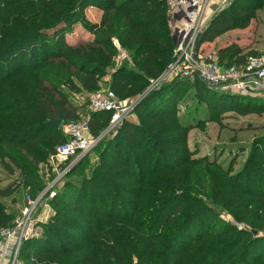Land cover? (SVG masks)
Instances as JSON below:
<instances>
[{
    "label": "trees",
    "instance_id": "obj_1",
    "mask_svg": "<svg viewBox=\"0 0 264 264\" xmlns=\"http://www.w3.org/2000/svg\"><path fill=\"white\" fill-rule=\"evenodd\" d=\"M263 4L233 1L205 30L200 51L208 55L213 51L206 44L249 27ZM91 7L102 13L99 23L86 18ZM167 10L162 0H0V163L11 174L19 171L27 196L36 199L45 188L38 164L68 141L50 121L68 125L87 107L74 101L76 93L99 91L112 69L109 87L120 100L142 96L150 80L173 63L176 45ZM80 23L93 40L75 46L66 35ZM115 40L132 63L116 68ZM214 52L224 66L259 55L242 56L228 40ZM185 82L165 83L146 96L135 107L136 120H126L114 138L103 141L99 164L50 201L54 215L39 238L23 243L20 261L264 264V237L219 219L207 229L205 221L209 214L217 217L210 202L264 232V136L254 140L235 174L236 158L228 167L217 159L194 158L188 138L200 126L183 121L178 111ZM194 86L208 103L217 96L222 109L231 107L243 116L264 113L262 98L221 93L198 79ZM210 108L215 115L221 110ZM110 117L109 112L91 114L94 138ZM11 187L0 186V199L12 194ZM9 223L0 204V230Z\"/></svg>",
    "mask_w": 264,
    "mask_h": 264
},
{
    "label": "rangeland",
    "instance_id": "obj_2",
    "mask_svg": "<svg viewBox=\"0 0 264 264\" xmlns=\"http://www.w3.org/2000/svg\"><path fill=\"white\" fill-rule=\"evenodd\" d=\"M217 1L220 0H211L210 6L212 4H216ZM227 6L228 4L223 6V8ZM221 9L222 8H219L215 12L212 11L205 14L203 20V26L205 30L212 22L214 16L218 14ZM260 10L261 12H258L259 10L256 12V17L251 21L249 27L245 29H236L234 31H231L230 33H227V36L230 35L229 40L239 46L243 51L242 56H248L251 53L264 55V4L262 9ZM85 16L90 22L99 23L102 18V13L94 9H87L85 12ZM167 16H169L168 18L170 21L171 33L173 36H175L173 31V23L168 10ZM204 32L205 31H203V34ZM66 40L72 45L80 46L93 40V35L85 28L83 24L80 23L77 24L73 28V30H69V33L66 35ZM217 40L218 39H216L213 43H210L211 45L206 44L208 51L214 52L217 50V45L221 43V40ZM241 64L243 63L241 62L240 65ZM115 66L116 68L120 67L119 65H117V63L115 64ZM115 66H113V68H115ZM111 72L112 69L110 70L109 74H107L103 78L99 90H107L110 88L109 86L112 81L110 75ZM194 82V80H186V82L182 85L183 92L182 96L180 97L178 106L179 115L183 121L189 120L190 122L195 124V126H200L198 128L194 127L189 133L188 144L190 149L194 153L193 157L196 159L204 157H207L211 160L217 159L218 162L223 164L225 167H228L232 159L236 158L233 170L234 174L238 173L243 169L244 164L249 158L251 146L254 140L256 138L264 136V113L243 116L235 111H232L231 107H224L223 109L217 107L219 104H221L222 101H218L217 96H211L208 99L210 103L206 102L194 86ZM211 88L222 93L221 90H218L214 87ZM147 90L142 96L133 97L127 100H121L124 108L132 106L134 108L129 109L124 118L117 124H112L115 113H111L109 125L97 138L98 141L93 147L90 154L86 157V161L82 165L76 166L77 173L72 175L68 174L64 178L61 186L56 189V194H61V192H63L68 184H71L72 186L74 184L77 185L83 180L84 177L90 176L93 169H95L99 164L100 154L98 153V150H100L101 144L105 140L114 138L118 134L120 127L126 120H136L137 116L134 111L135 107L146 96L152 93L147 92ZM89 97L90 94L80 92L76 93L73 98L76 103L87 106ZM211 106L213 108H219L221 110H219L215 115V113L210 108ZM214 116H217V121H210ZM65 126L66 125L62 124L58 129L62 136H64L65 134ZM37 173L45 187L42 191L43 194L45 190L50 187L52 181L56 176L50 164V158L46 162L38 164ZM0 186H12V194L9 197L0 199V204L3 207L4 214L11 220L12 223H9L11 225L14 223L16 218L20 216L25 205L27 193L24 190V181L22 180L19 171H16L15 174H11L0 163ZM49 194H51L50 191ZM49 194H43L45 196L41 199V203L39 205L40 208L38 217L41 222L39 225L41 226L42 234L44 231L42 225L48 224L50 218L54 215L53 210L50 206V201L52 199L49 198ZM208 205L217 214V217L210 214L205 217L207 229L212 228V224L214 223V221L219 219L221 221L234 225L239 230H249L253 234L254 238L264 237V232L249 228L244 222L238 221L228 211H225L223 207H219L217 204L210 202H208ZM18 264H24V262L20 261L19 259Z\"/></svg>",
    "mask_w": 264,
    "mask_h": 264
},
{
    "label": "built area",
    "instance_id": "obj_3",
    "mask_svg": "<svg viewBox=\"0 0 264 264\" xmlns=\"http://www.w3.org/2000/svg\"><path fill=\"white\" fill-rule=\"evenodd\" d=\"M162 1L174 21V61L159 79L150 80L147 92H153L162 84L174 80L203 79L225 93L245 98H264V55L249 56L241 65L224 66L215 52L205 55L199 50L198 60L195 61L196 40L205 31L203 20L211 0ZM114 44L118 50L115 58L117 65L132 63L131 56L119 41L115 40ZM122 104L110 88L90 94L88 105L80 115V120L65 126L64 133L68 141L59 146L50 157V164L56 176L43 194H49L50 191L49 198L53 199L64 178L90 154L97 143V138L91 134V114L115 113L112 124H117L129 109L134 108H124ZM43 194L36 199L27 196L20 216L11 226L0 230V264H18L23 243L42 235L38 212L41 199L45 196Z\"/></svg>",
    "mask_w": 264,
    "mask_h": 264
},
{
    "label": "water",
    "instance_id": "obj_4",
    "mask_svg": "<svg viewBox=\"0 0 264 264\" xmlns=\"http://www.w3.org/2000/svg\"><path fill=\"white\" fill-rule=\"evenodd\" d=\"M233 1H235V0H229V2H228V6H229ZM225 8H226V7L222 8V9L219 11V13L216 14V15L214 16L213 20L216 19V18L221 14V12H223V11L225 10ZM213 20H212V21H213ZM202 36H203V33L200 34V35L198 36L197 40H196V44H195V54H194V59H195V61L198 60V53H199V50H200V41H201ZM200 81H201L205 86H207V87H213V86H214L212 83L207 82V81H205V80H203V79H200ZM50 124H52L53 126H55L56 128L59 129V128L61 127V125H62V121H61V120H54V119H53V120L50 121ZM86 157H87V156H86ZM86 157H85V158H86ZM85 158H83V159H85ZM83 159L81 160V162L83 161Z\"/></svg>",
    "mask_w": 264,
    "mask_h": 264
},
{
    "label": "crops",
    "instance_id": "obj_5",
    "mask_svg": "<svg viewBox=\"0 0 264 264\" xmlns=\"http://www.w3.org/2000/svg\"><path fill=\"white\" fill-rule=\"evenodd\" d=\"M225 0H220V1H217V3L216 4H212L211 6L209 5V10H208V12H215L217 9H219V8H223V6H225V5H227L228 4V2H224ZM89 9H94V10H96V11H98V12H100L99 10H97L96 8H93V7H91V8H89ZM258 12H261V10H259ZM172 23H173V31L175 30V26H174V21L172 20ZM230 33V32H229ZM229 36L230 35H228L227 36V34L226 35H224V36H222V37H220V38H218V40L217 41H220L221 40V43L219 44V45H217L218 47H216L217 49H219V48H222V47H225L226 45H227V41L226 40H228V41H230L229 40ZM208 45H211V44H208ZM214 45H216V44H214ZM206 47H207V45H206ZM260 55V54H259ZM263 55V54H262ZM86 109H84V110H82V112L83 111H85Z\"/></svg>",
    "mask_w": 264,
    "mask_h": 264
}]
</instances>
